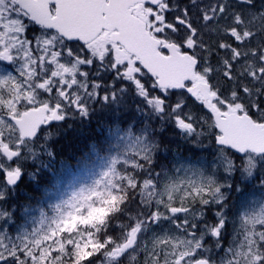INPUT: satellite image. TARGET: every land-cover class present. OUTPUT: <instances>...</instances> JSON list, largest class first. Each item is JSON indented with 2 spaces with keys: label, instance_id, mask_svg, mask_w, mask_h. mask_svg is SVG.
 Segmentation results:
<instances>
[{
  "label": "snow or ice",
  "instance_id": "snow-or-ice-1",
  "mask_svg": "<svg viewBox=\"0 0 264 264\" xmlns=\"http://www.w3.org/2000/svg\"><path fill=\"white\" fill-rule=\"evenodd\" d=\"M126 89L210 140L225 173L250 174L264 155V0H0V181L16 184L46 127ZM156 148L135 137L30 231L10 235L0 210V264H264V204L225 240L230 185L162 176Z\"/></svg>",
  "mask_w": 264,
  "mask_h": 264
},
{
  "label": "trees",
  "instance_id": "trees-1",
  "mask_svg": "<svg viewBox=\"0 0 264 264\" xmlns=\"http://www.w3.org/2000/svg\"><path fill=\"white\" fill-rule=\"evenodd\" d=\"M141 105L143 106L142 102ZM134 115L130 102L123 103L122 106H97L96 103L94 104V113L90 119L84 118L77 121V123L68 121L58 125L60 126L58 133L50 138V148L53 155L74 169L82 168L85 164L94 165L97 163L99 156L103 157L104 154H107L109 142H111L110 133L116 129H129L135 134L144 135L150 141H155L157 148L153 153L154 164L171 165L170 169H172L174 163L177 162L176 156L178 155L180 156L179 160H186L191 163H198V160L203 156L205 158L211 157L209 151H203L200 148L202 139L197 140L191 136H178L179 131L173 125L168 121L160 120L155 113L148 109L144 108L139 117L135 115L134 118ZM131 119H135V121H130ZM207 141L211 142L208 139ZM211 145L216 148L212 142ZM212 160L216 164L218 163L216 159L212 158ZM263 165L264 158L255 169L257 170L255 176L251 179L242 178L244 181L240 183L233 182L234 174L228 175L227 181H230L231 184H229L230 187L225 188V192H227L226 196L229 197L228 201L226 200V211H228L230 223L235 220L231 219L230 214L237 212V206L239 211L242 202L240 200L235 204H231L230 207L232 199L251 197L249 194L254 195L252 201L264 199V184L259 182L261 169H264L262 168ZM205 166L208 168L210 165ZM217 166L214 167L216 168L215 171L214 169H211V171H214L220 177L223 175V171L220 165ZM199 167H203V165H199ZM165 171L168 170L166 169ZM165 171L161 170V175L166 173ZM51 182L52 175L44 169H40L36 174L34 182L22 177L14 185L16 191L12 193L13 199H10V193H8V199L3 200L5 203L2 204L8 207L13 206L14 209L11 208L12 214L16 217L18 215V213L16 215V210L22 203L31 202L35 198L42 200V191L51 188Z\"/></svg>",
  "mask_w": 264,
  "mask_h": 264
},
{
  "label": "rangeland",
  "instance_id": "rangeland-1",
  "mask_svg": "<svg viewBox=\"0 0 264 264\" xmlns=\"http://www.w3.org/2000/svg\"><path fill=\"white\" fill-rule=\"evenodd\" d=\"M130 102L131 108L134 114L139 117L142 111H144V105H141L140 98L135 94V92L131 89H126L125 91L119 93L116 99L108 101V102H94L92 106V114L94 113V104L97 103V106H107V105H117L122 106L123 103ZM134 115V118H135ZM77 118V116H73L72 119ZM135 121V119H134ZM62 124V123H61ZM55 126V125H54ZM54 126L51 129H45L41 133L40 140L38 141V146L34 148V154L30 155L29 158L25 159L22 162V175L27 180L35 181L36 174L40 171V169H44L49 171L52 175L51 188L44 189L42 191L43 196L42 200H38L37 198L33 199L31 202H24L19 206L16 210V217L12 214L13 206H5L2 203H5L3 200L8 199V193H10V199H13L12 193L16 191V187L13 185H5L2 181H0V192H3L4 198L0 200V210L8 212L7 223L4 225L5 229L10 235H17L19 233L30 231L33 227L37 226L38 221L41 218V213L45 215V217L51 216L54 213V209L57 205L61 204L63 201L70 198V196L80 191L81 189L91 187L94 182L99 179L101 174L107 170L113 158H120L122 154L126 151L129 143L132 139L142 134H135L129 129H116L114 132H111L110 138L111 142H109V149L107 154H104L103 157L99 156L97 159V163L94 165L85 164L82 168L74 169L70 167L63 160L57 159L50 148V138L52 135L56 136L58 133V129L60 126ZM54 128V129H53ZM176 134V133H175ZM177 136V134H176ZM178 136H186L181 132H178ZM200 148L209 151L210 158H205L204 156L198 160V163H191L188 161H181L180 156H176L177 162L174 163L172 169H170L171 165L168 166V171H165L166 168H162V171H165L162 176L175 178L183 175H191L195 171H199L205 175H213L218 182L222 184H231L230 181H227L229 178V174L225 173L223 170V175L218 177V174L215 173L214 167H218L220 165V161L218 159L219 153L218 149L213 148L211 142H208L207 139H202V144H200ZM211 151V152H210ZM264 155H259L254 160V167L251 173H241L239 170L233 171L231 175H235L233 182L240 183L244 181L243 179H251L255 176L258 165L261 164ZM196 158V157H195ZM212 158L216 159L218 163L216 164ZM91 162V161H89ZM199 165H203V167H199ZM205 165H210L208 168ZM264 168V165L262 166ZM170 169V170H169ZM214 169V171H211ZM261 178L259 180L260 183L264 181V169H261ZM229 175V176H228ZM243 178V179H242ZM20 180V179H19ZM18 180V181H19ZM17 181V182H18ZM227 181V182H226ZM16 182V183H17ZM264 184V183H262ZM225 191V189H224ZM250 193V192H249ZM227 192H225L226 200L229 198ZM251 197H244L240 199H232L230 203L235 204L238 201L242 200L241 206L238 211V206L236 207L237 212H232L230 214L231 219L234 220L236 217L241 215L246 211H252L258 208L260 205L264 204V199H257L252 201L254 195H250ZM264 198V197H263ZM256 199V198H255ZM228 201V200H227ZM226 201V202H227ZM226 211V209H225ZM228 211H226V215L229 216ZM238 213V214H237ZM230 229L231 223L229 224V231L225 233V240L230 237Z\"/></svg>",
  "mask_w": 264,
  "mask_h": 264
},
{
  "label": "flooded vegetation",
  "instance_id": "flooded-vegetation-1",
  "mask_svg": "<svg viewBox=\"0 0 264 264\" xmlns=\"http://www.w3.org/2000/svg\"><path fill=\"white\" fill-rule=\"evenodd\" d=\"M72 117L73 116H71V117H69V118H66L64 121H62V122H59V123H53L50 127H46L45 129H51L54 125V128L57 126V125H59V124H64V123H67L68 121L69 122H72V123H77V121H79L80 119H84V118H86V119H90V117H92V106H90V111L88 112V115L86 116V117H80V116H77V118H75V119H72ZM132 120H134V119H131L130 121H132ZM80 126V125H79ZM53 128V129H54ZM45 129H44V131H45ZM75 130H76V128H74ZM59 131V130H58ZM62 131V130H61ZM60 131V132H61ZM59 132V133H60Z\"/></svg>",
  "mask_w": 264,
  "mask_h": 264
},
{
  "label": "bare ground",
  "instance_id": "bare-ground-1",
  "mask_svg": "<svg viewBox=\"0 0 264 264\" xmlns=\"http://www.w3.org/2000/svg\"><path fill=\"white\" fill-rule=\"evenodd\" d=\"M153 168L157 171V172H159L160 173V171H161V169L162 168H166V169H168V166H165V165H163V164H161V163H158V164H154L153 163Z\"/></svg>",
  "mask_w": 264,
  "mask_h": 264
}]
</instances>
